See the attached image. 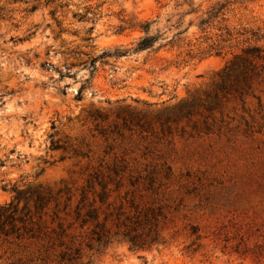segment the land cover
<instances>
[{
  "label": "rangeland",
  "instance_id": "374dc122",
  "mask_svg": "<svg viewBox=\"0 0 264 264\" xmlns=\"http://www.w3.org/2000/svg\"><path fill=\"white\" fill-rule=\"evenodd\" d=\"M184 1L205 13L220 0H63L55 16L45 0H0V207L38 191L55 230L50 215L73 224L85 191L111 242L71 226L81 257L62 263L0 237V264H264V0H223L206 35ZM143 21L163 35L152 51L100 59L133 49L143 35L118 30ZM215 42L222 53L203 55Z\"/></svg>",
  "mask_w": 264,
  "mask_h": 264
},
{
  "label": "trees",
  "instance_id": "16d2710c",
  "mask_svg": "<svg viewBox=\"0 0 264 264\" xmlns=\"http://www.w3.org/2000/svg\"><path fill=\"white\" fill-rule=\"evenodd\" d=\"M61 1L63 0H45L44 6H51V15L55 16L57 12L56 8L60 10L64 8V6H59V2ZM54 6L57 7L54 8ZM180 6H187L189 8V11L183 14V17L190 15L197 16V23L194 24L193 21H190L188 29L195 26L202 34L206 35L207 31L213 29V24L215 22L219 20L224 21L226 13H228L229 9L233 6V3L223 0L216 1L205 13H202L199 7L193 8V4L190 1H184L182 5H178V7ZM35 10H37V8L36 6H33L31 11L34 12ZM93 10V7H89L87 13ZM181 20L182 16L175 24L177 27L180 26ZM123 24H125L127 28L120 27L118 30L120 33H123L126 29H136L143 35L142 38L136 42L133 49L125 52L117 51L114 54H103L100 58L101 60L112 57L120 58L132 53L152 51L159 41L161 42L164 40L160 31H156V34L152 33V26L155 24V21H143L136 24L123 22ZM92 30L93 29L90 28L88 34H91ZM218 31L221 33L219 37L221 38L222 43L231 40L232 35L226 30H224L225 33H222L223 31L221 29H218ZM179 35H182L181 32L176 36ZM252 37L255 38L256 35L252 34ZM207 40L209 41L210 39ZM171 42L172 41H168L164 47L169 46ZM164 47H158L155 51L161 50ZM222 51L223 48L220 44L215 42L208 47V50L204 52L203 55L209 56L213 54L218 56ZM242 53L244 57H260L262 50L257 47H249L243 50ZM245 62L247 63L248 61L245 60ZM96 181L99 182L98 179H96ZM98 186L100 187L101 192L98 194L97 198L100 203H104L106 199L104 186L102 183H99ZM87 188H93V181L90 180L88 182ZM12 191L16 194L15 200L12 203L0 207V237H10L18 241L42 243L47 250L57 252V259L62 263H74L81 257V249L79 247H74L75 244L73 245L72 241L68 244L64 241L65 238H68V229H70L71 226H77L81 229L93 223L94 226H92V229L89 232L90 245L98 244L102 248L111 243L110 238L104 234V225L98 222L99 209L93 206L94 203L85 206L87 205V192L84 191L82 193L80 204L75 207L72 217L73 224L71 223L67 225L64 222H61L59 214L54 212L50 215V219L52 224L56 223L57 225L55 230H51L45 223H41L43 216H47V204L39 192H32L30 189H27L25 192H16L15 188H13ZM22 201H24V203L21 204ZM30 202H34V204H31ZM122 215H124V213L121 208H119L117 216L120 217ZM125 238L129 240L134 248H140L143 246V244L139 243V241H137V239L130 233L125 234ZM41 261H44V259H41Z\"/></svg>",
  "mask_w": 264,
  "mask_h": 264
}]
</instances>
